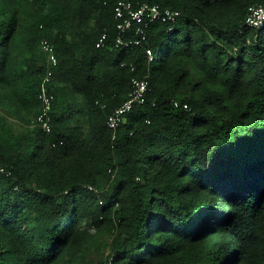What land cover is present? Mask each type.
Instances as JSON below:
<instances>
[{"label":"trees","instance_id":"1","mask_svg":"<svg viewBox=\"0 0 264 264\" xmlns=\"http://www.w3.org/2000/svg\"><path fill=\"white\" fill-rule=\"evenodd\" d=\"M119 1L0 0V264H264V0H128L180 16L127 48Z\"/></svg>","mask_w":264,"mask_h":264},{"label":"built area","instance_id":"2","mask_svg":"<svg viewBox=\"0 0 264 264\" xmlns=\"http://www.w3.org/2000/svg\"><path fill=\"white\" fill-rule=\"evenodd\" d=\"M180 12L169 8H162L159 5L142 4L135 7L131 1L120 0L115 7V19L118 36L116 39V47H129L130 45H139L147 38V29L154 22L175 23L179 18ZM249 27L257 30L264 29V6H252L246 18ZM133 32L136 39H128V35ZM108 36L105 33L98 41L97 48L105 45ZM41 51L46 57L47 75L43 82L42 92L39 95L41 108L34 125H39L46 132L51 130V112L54 95L50 92L49 84L54 73V68L58 65V59L55 54L54 46L48 40H42L40 43ZM151 55V52L148 51ZM133 90L129 94L125 103L117 108L109 117L107 125L110 129L116 130L125 121V116L131 112L135 105L145 102L146 93L148 92V83L134 79L132 82ZM5 172L0 166V173ZM114 258L111 257L107 264H113Z\"/></svg>","mask_w":264,"mask_h":264}]
</instances>
